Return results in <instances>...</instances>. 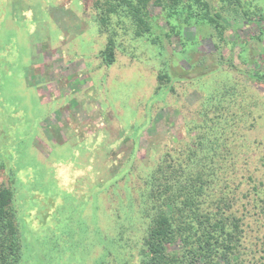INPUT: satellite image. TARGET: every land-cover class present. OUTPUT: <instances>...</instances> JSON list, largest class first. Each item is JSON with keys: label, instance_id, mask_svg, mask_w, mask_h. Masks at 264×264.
<instances>
[{"label": "rangeland", "instance_id": "rangeland-1", "mask_svg": "<svg viewBox=\"0 0 264 264\" xmlns=\"http://www.w3.org/2000/svg\"><path fill=\"white\" fill-rule=\"evenodd\" d=\"M102 1L0 0V181L14 189L20 264H96L109 245L103 236L120 224L136 241L145 222L137 208L124 209L126 200L163 154L191 149L219 168L216 190L228 185L246 264L256 263L264 257V80L247 71L264 66L223 42L219 57L206 29L201 39L192 27L183 35L198 38L193 61L213 54L207 70L171 54L181 49L176 37L158 56L129 18L104 25ZM148 12L167 30L159 7ZM233 39L227 32L224 40ZM163 62L179 75L159 91Z\"/></svg>", "mask_w": 264, "mask_h": 264}, {"label": "trees", "instance_id": "trees-1", "mask_svg": "<svg viewBox=\"0 0 264 264\" xmlns=\"http://www.w3.org/2000/svg\"><path fill=\"white\" fill-rule=\"evenodd\" d=\"M101 4L104 25L110 18L118 19L117 24L122 17L129 18L128 28L134 27V35L151 43L158 56L167 49V41L176 37L181 49L171 54L182 56L193 68L207 70V56L213 54H202L193 61L194 55L199 54L198 38L188 41L183 35L185 29L192 27L201 39V30L206 29L219 57L223 42L230 50L238 48L245 63L264 66V0H103ZM149 6L160 8L167 30L154 25L158 16L149 14ZM247 26L257 31L241 38L238 32ZM227 32L233 34L232 41L224 40ZM113 44L111 38L104 52L107 65L114 60ZM158 72L159 91L167 87L170 75H179L167 62H163ZM247 73L255 81L264 80V72L258 69ZM201 145L199 142L198 146ZM203 156L199 157L196 149L184 155L163 154L147 173L144 187L135 188L136 196L128 198L124 205L126 210L137 208L140 212L145 222L142 236L133 241L124 235L128 227L115 226L114 237L103 236L109 245L103 244L95 263L246 264L250 259L246 258L243 244L246 234L242 216L233 210L235 199L229 194L228 185L216 190L219 168L211 164V158ZM6 165L0 158V169L5 170ZM12 176L14 173L10 171L9 180ZM14 196L12 186L0 181V264H20L22 260L23 243ZM262 203V199L254 200L255 206ZM251 253L253 259L257 251ZM261 259L260 264H264V257Z\"/></svg>", "mask_w": 264, "mask_h": 264}]
</instances>
